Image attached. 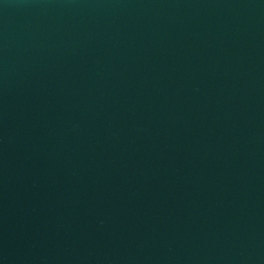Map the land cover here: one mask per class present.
Returning a JSON list of instances; mask_svg holds the SVG:
<instances>
[{"label": "water", "instance_id": "1", "mask_svg": "<svg viewBox=\"0 0 264 264\" xmlns=\"http://www.w3.org/2000/svg\"><path fill=\"white\" fill-rule=\"evenodd\" d=\"M0 264H264V0H0Z\"/></svg>", "mask_w": 264, "mask_h": 264}]
</instances>
